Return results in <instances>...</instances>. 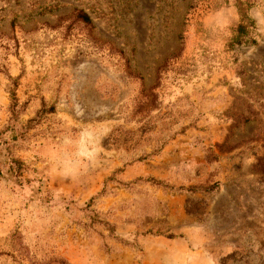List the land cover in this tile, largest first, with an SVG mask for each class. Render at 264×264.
<instances>
[{
    "label": "rangeland",
    "instance_id": "obj_1",
    "mask_svg": "<svg viewBox=\"0 0 264 264\" xmlns=\"http://www.w3.org/2000/svg\"><path fill=\"white\" fill-rule=\"evenodd\" d=\"M0 264H264V0H0Z\"/></svg>",
    "mask_w": 264,
    "mask_h": 264
}]
</instances>
